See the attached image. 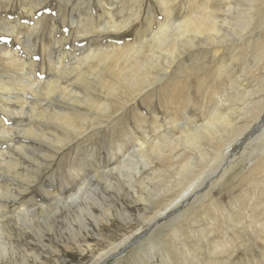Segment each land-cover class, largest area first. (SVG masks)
I'll use <instances>...</instances> for the list:
<instances>
[{"label": "bare ground", "instance_id": "1", "mask_svg": "<svg viewBox=\"0 0 264 264\" xmlns=\"http://www.w3.org/2000/svg\"><path fill=\"white\" fill-rule=\"evenodd\" d=\"M180 1L183 3L175 0V4L180 5V9L182 7L181 13L184 16L181 19V25L176 29L180 34H191L195 40L180 55L172 56V62L166 64L167 67L163 70L162 77H155L153 83L146 79L147 72L134 59L137 52L132 51L129 54L130 60H127L122 68L117 66L116 61L119 60V56L113 55L105 59L102 57L91 68L89 78L71 83V91L81 93L82 97H56L46 89L40 92L43 82L37 81L32 71H26V67L18 63L14 64L12 73L14 77L10 80L20 89L11 92L0 84V110L5 114H10V117L14 116L10 119L15 127L14 130L13 128L8 130L5 128L6 118L0 120V146L2 147L0 149V264H47L50 260L48 253L54 259L55 264H59L58 256L55 257L54 253L49 251V246L58 248L66 244L73 245L83 259L94 260L89 264H100L101 262L104 264L107 259L115 258L120 253H122L121 259L115 260L117 262L115 264L131 256V264H157L164 262V259L169 262V252L179 253L183 250L186 264H198L199 255L210 248V245L207 246L205 242L206 239L217 238L215 227L222 232L221 226L226 227L229 233L220 235L222 241L218 242L215 247L220 252L215 255V258L223 254H228L231 258V254L224 251L231 244L233 250L240 245V252H244L246 242H248L249 255L263 249L264 238L263 242L261 238L264 235V105L259 116L257 110L251 111L256 104L253 101L256 95L249 97L246 90H240L238 93L242 94V100H238V103H241V109L236 112L231 107L225 111L223 107L224 104L227 105L226 102L217 104L216 101L221 94L215 88L207 86L206 95L201 97L202 102L191 106L199 113L202 124L195 125L196 117L191 120H186V117L182 118L186 116L185 113L179 122L172 124L173 127L163 130L160 128L162 135L157 129L153 132V136L148 135V132L144 134L145 130L142 131L143 133L140 132L139 138L137 136L134 138L131 134V138L134 139H128L130 132L127 131L129 134H126L123 131L119 133L121 134L120 140L116 138V132L112 131L114 123L118 124L120 122L118 119L121 117L126 118V114L131 113L129 111L133 107L146 106L148 100L157 98L158 92L171 89L170 83L164 85V82L172 72L176 61L179 60L178 69L172 72L170 81L173 82V75H176L178 81L186 82L184 75L192 76L196 67L203 65L202 61L221 59L222 47L225 48V52H230L232 57H239L242 75L249 74L244 78V86L260 83L259 86L263 90L261 93L264 94L262 81L264 68L261 61L264 60V5L263 11L261 9L264 0H246V8L243 11H239V0H224L223 3H219V0ZM191 3L196 10L193 15H189ZM162 5L170 6L167 11H162L167 12L168 16L171 12L169 9H173L171 8L173 4H170V0H165ZM170 16H172L171 13ZM130 24L131 22L111 24L110 27H103L98 32L104 33L108 32L109 28H124ZM223 26L229 28L230 31L223 33L221 31ZM170 28L161 27L155 35L157 41L167 48L172 46L171 40L176 37L169 30ZM9 46L12 51L13 44ZM245 47H249L247 51ZM196 51L199 53L190 58L188 68L187 63L181 67L186 55ZM248 64L252 66L246 72ZM220 73L221 70L217 68L214 78H219ZM224 80L228 86L235 88L237 79L234 70ZM211 81V85L216 87L214 80ZM197 88L198 90L202 88L200 81ZM126 91L131 95H123ZM210 95H212L211 100ZM236 98L237 95L233 92L225 97L229 101H235ZM11 99H14V102ZM207 103L209 107H206ZM160 104L165 111L172 112L173 116L170 118L173 121L177 120L179 114L187 109L185 104H174L173 107ZM5 105L10 110L13 109L10 106L14 105V110L17 111L9 112ZM136 112L133 115L139 118ZM235 115L234 124L231 119ZM247 117L249 122L256 126L255 134L258 133V135L249 141L242 151V154H246L248 147L257 144V148L250 156L247 176L242 177V181H247L248 184L242 189L245 207L242 209L243 220L241 221L239 210L225 212L223 207L212 198L216 194L215 188L225 182L228 173L233 168L231 166L225 171L223 167L225 161L222 160L221 152L229 144L243 138L251 128V124L245 125ZM156 119L159 118L155 117ZM241 123L244 125L236 129ZM185 129L188 131L187 134ZM175 131L180 134L178 138H174ZM108 134L110 135L108 145L99 146L98 155L91 153L95 150L91 149L90 142L97 143L100 138L102 140V137ZM172 138L173 141H171ZM182 139L186 146L183 152H180L179 143ZM7 142L11 145H7ZM211 142L214 149L210 153L214 155V158L207 160L206 149H209ZM81 149L83 156L78 153ZM88 149L91 151L87 152ZM101 153L106 155V161ZM194 153L199 157L195 166L192 164ZM58 154L63 161H74V165L79 167L77 171L82 173L84 170V172L92 170L93 173L87 176V172L84 174L86 182L82 183L78 189L76 184L74 193H72L74 187L70 186L59 190L54 188L56 186L52 189L44 188L42 195L47 200L46 203L43 202L46 206H37V209L35 207L34 210H29L30 207L28 209L25 204L21 203L18 206L14 205L13 213L9 217L3 215V211L10 209L7 206V200H12V203L19 201V196L30 185L39 181L37 180L38 175L47 170L53 172V163ZM154 156L157 158H153ZM258 156L262 158L252 162ZM88 162L98 166L96 170L91 168ZM160 172L174 174L167 182L171 181L175 189L167 188V192H174L175 197L170 201L153 203L151 196L155 182L152 178ZM67 173L74 172L68 171ZM75 174L77 178L78 173ZM160 175L162 173L158 174ZM79 178L80 176L77 180ZM16 184H18V191L15 192L14 185ZM204 185L211 186L206 193L194 196L189 201V197L202 189ZM228 194L230 193L224 196ZM152 204L155 206L153 211L150 210ZM180 208L182 212L170 221L158 222L164 219L166 213ZM38 213L45 215L40 222L37 221ZM90 220L93 223H90ZM247 221L251 223L252 230L244 225ZM104 227H114L118 230H116L117 233L121 232V235L118 240L115 239L117 243L109 244V250L101 251L94 257L95 249L91 242L102 236L100 232ZM239 230L241 231L240 241ZM109 232L112 234L111 230ZM147 232L150 233L149 236L136 248L118 253L121 249H127L131 244L140 243ZM153 233L165 235V241L171 242L170 246L165 248V252L161 251L158 254L159 260L150 255L148 248V242ZM231 233L232 239H229L228 236ZM136 236L140 238L137 243L133 240ZM186 239H189V242ZM179 242L183 243L181 245L183 249L177 247ZM237 243H239L238 246ZM200 245L202 251L194 255L193 248ZM41 250L44 251L43 254L38 253ZM135 250L138 251L134 252ZM262 254L264 255V251ZM192 258L195 261L190 263ZM215 261L213 260L212 264H220Z\"/></svg>", "mask_w": 264, "mask_h": 264}, {"label": "rangeland", "instance_id": "2", "mask_svg": "<svg viewBox=\"0 0 264 264\" xmlns=\"http://www.w3.org/2000/svg\"><path fill=\"white\" fill-rule=\"evenodd\" d=\"M173 1L174 2L172 3V1L170 0V4H173L171 5V8L173 9H169V12L171 11L170 13L172 16H170L169 12L167 16V12H162L163 10L167 11L168 8H170V6L168 7L162 5L165 0H0V84H3L11 92L20 89V87L12 84L10 80L12 77H14V75L12 74L14 71V64L18 63L22 66H25L26 71H32L31 73L35 79L37 78V81L43 82L40 92H42L43 89H46L50 90V92L56 97H82L81 93L71 91V83L80 79L89 78L91 74V68L96 65L98 63V60L102 57H104L105 59L112 57L113 55L119 56V60H117L116 62L117 66L122 68L125 65L126 61L130 60L129 54L132 51L137 52V54L134 56V59H136L141 67L147 72L146 79H149V81L153 83L155 77H162L163 70L167 67L166 64L172 62V56H174V54L180 55L189 45L193 44L195 40L191 36V34H180L176 29V27H179L181 25V19L184 15L181 13L182 7L180 9V5H176L175 0ZM177 1L183 3V1L180 0ZM192 1L193 0H191V2ZM223 2L224 0H219V3ZM131 3H133V6L131 5ZM263 5L264 1L261 6L262 11ZM212 7L215 8L214 5H212ZM245 8L246 0H239V11H243L245 10ZM194 12H196V10L191 3L189 15H193ZM124 22H131V24L124 28H109L108 32L106 31L104 33L98 32L103 27H110L111 24L119 25ZM164 26L171 27L169 30L173 32V35H176V37L171 40L172 46L170 48H167L164 44L159 43L155 36L160 31L161 27ZM221 31L224 33L230 31V29L223 26ZM10 44H13L12 51H10ZM248 48L249 47H245V50L247 51ZM220 51L221 59H217L215 61L206 59L205 61H202L203 65H198L193 71L192 76L188 77V75H184L185 80H187L186 82L178 81L176 75H173L174 81H170L172 72L178 69L177 65H179V60L178 62L176 61L175 65L172 67V72L169 73L170 76L168 75V78L165 79L164 82V85L170 83L171 89L169 91L158 92L157 98L154 97L152 98V100H148L146 102V106L136 105L132 108V110L129 111L131 113L126 114V118L121 117L120 119H118L120 122L118 124L114 123L115 127L114 125L112 126L114 129L112 131L116 132V138L121 140V134L119 133H123V131L126 134H129L128 132H130V136H128V139H130L132 135H134V138L135 136L139 138L140 132L143 133L145 130L146 131L144 134L148 132V135L150 136H153V132L157 130H159V133H161L162 135L163 129L173 127L172 124L179 122L181 116L185 113L186 116H183L182 118L186 117V120H191V118L193 119L194 117H196L195 125L202 124L199 113H197L196 110H193L191 106L193 104H199V102H202L201 97L206 95L205 89L207 86H210L212 89L215 88L218 93L221 94L220 98L216 101L217 104H220L221 102H223L224 104V101L226 102L227 105L224 104L223 107L225 111L227 110V108L231 107L236 112L241 109V103H238V100H242V94L238 93L240 90H246L249 97L256 95L253 100L256 102V104H254V107L253 109H251V111L257 110V114L259 116L260 112H262L261 108L264 105V94L261 93V91L263 90L259 86L260 83H256L254 85L252 84L251 86H244V78L246 76H249V74L247 73L242 75V67L240 65L239 57H232L231 53L225 52V48L223 47ZM197 53H199V51L189 53V55L187 54V57H185L184 59L185 62L183 63V65H181V67H183L184 64L187 63L188 68L191 62L190 58ZM261 61L264 68V60L262 59ZM251 66V64L247 65L246 72L249 71ZM217 68L221 70V73L220 77L215 79L214 77L217 74ZM232 70H234V75L237 79L235 88H231L230 86H228L226 84V81L224 80V78L229 77V74ZM127 73L130 74L129 71H127ZM262 76V81L264 83V70ZM212 79L214 80V84L216 87H214V85H211ZM199 81L202 84L201 90H198L197 88ZM232 83H234V80H232ZM161 84H163V82ZM257 87L260 88L257 89ZM232 92L233 94L237 95L236 100H226L225 97L230 95ZM224 93L226 94L224 95ZM123 95L130 96L131 93L126 91L125 93H123ZM211 97L212 95H210V100ZM11 101L14 102V99H11ZM160 103L168 107H173L174 104H185L187 105V109L179 114V118L177 120L173 121L170 118V116H173L172 112L165 111V109L161 107L162 105ZM5 107L7 106L5 105ZM206 107H209L208 103ZM10 108L13 109L10 110L7 107V111H13L15 106L11 105ZM146 109H148L149 111H146ZM135 112L136 114L138 113L137 115L140 116L139 118L138 116L135 117L133 115L135 114ZM4 114L5 113L0 110V120L6 118L7 127L5 126V128L8 130L13 128L14 130L15 127H13V123L11 120L14 116L10 117V114ZM155 117H158L159 119L155 120ZM235 117L236 115L231 119V122L234 124ZM137 121L140 123H138ZM152 121H154L156 124ZM141 122L143 124H141ZM161 122H163L164 124ZM125 123L127 127L124 126ZM150 123L152 124L150 125ZM250 124L251 123L249 122L247 117L245 125L247 126ZM241 125H244V123L238 125L236 129ZM132 127L134 128V130ZM255 131L256 126L254 124H251V128L246 132L243 138H241L239 141H235L234 143L229 144L221 152V155L223 154L222 160L225 161L223 163L225 171H227V169L231 166L233 168L228 173L225 182L215 188L216 194L212 198V200H215L219 203V206L223 207L225 212L231 210H239L241 221L243 220L242 209L245 207L242 189H244L248 184L247 181H242V177L247 176V171L250 168V156L252 151L257 148V144L253 145L252 147H248L246 154H242V151L244 146L258 135V133L255 134ZM185 133H188L187 129H185ZM179 136V132L175 131L174 138H178ZM109 138L110 135L108 134L103 136L102 140L100 138L97 143L91 141V149L97 152L99 146H103L105 144L108 145L107 141L109 140ZM171 141H173V138L171 139ZM7 145H11L10 142H7ZM179 145V151L183 152V148L186 146L184 139L181 140ZM204 146L206 148V143L204 144ZM1 148L2 147L0 146V149ZM213 149L214 146L211 142L209 144V149H206L207 160H212L214 158V155L210 153V151H212ZM90 151L91 150L88 149L87 152ZM95 151H91V153H95L94 155H98V152L96 153ZM78 153L83 156L82 149ZM101 154H103V157L105 156L104 158L106 161V155H104V153ZM153 158H157V156H154ZM260 158L262 157L258 156L252 162L257 161ZM59 159L60 154L56 156V161L53 163V172L47 170L38 175L37 180L39 181L36 182V184H32L33 186L30 185L28 189L21 196H19V201H14L13 204L12 200H7V206H9L10 211L5 210L2 212V214L9 217V215L13 213L14 205L18 206L21 205V203L25 204L28 209L30 207L29 210H34L35 207L37 209L39 206H46L44 203H46L47 200L45 199V196L42 195L45 190L44 188L52 189V187L56 186L54 188L59 190L69 188L70 186L74 187V190L72 191V193H74V191H76V187L78 189L80 185H82V183L86 182V176L93 173L92 170L86 171L88 174L84 172L85 170L81 173L77 171L79 170V167H76V165H74V161L72 162L69 160L67 162ZM242 159H245V161H242ZM198 161L199 157L196 153H194V160L192 164L195 166L196 162ZM88 163L87 164L90 167L92 166L91 168L95 170L98 167L96 165H93L92 162ZM80 168L82 169L83 167ZM68 171L74 173H67ZM75 173H78L77 178L80 176V178L83 180H81L80 178L77 180ZM85 173L86 176L84 175ZM160 173H162V175L158 176V174ZM160 173H158L156 177L152 178V180H154L155 182V185L152 187L153 192L151 196L153 203L162 202L165 200L170 201L175 197L174 192H167V188H170V190L175 189L171 181L167 182L169 178L174 174H168L167 172ZM81 174L85 177L81 176ZM47 177H50V179H47ZM73 179L75 181L74 183ZM165 183L166 185L164 186V189L163 185ZM71 184L74 185L72 186ZM38 185H41V188H39ZM210 186L204 185L202 189H200L196 193H193V195L189 197V201L194 196L203 195L204 193H206L209 190ZM14 187L15 192L18 191V184L14 185ZM226 193L230 194L224 196ZM17 194H19V192H17ZM219 194L221 196H218ZM154 207V204H152L150 206V210L153 211ZM181 212L182 208L177 209L173 212L170 211L166 213L164 219L158 222L166 223ZM44 218V214H37L38 222H40L41 219ZM89 222L93 223L92 220H90ZM244 225L252 230L251 223L249 221L244 223ZM221 227L223 228L222 232H220L219 228L215 227L217 238L211 237L209 239H206L205 242L207 246L210 245V248L206 249L201 255H199L198 259L200 261L198 264H209V262L210 264H212L213 260H216L215 262H218L220 264H264V255L262 254V252L264 251V247H262L263 249H259L258 251L250 253L249 255L248 242H246L247 246L244 252H240L239 243H237V246H239L234 250L232 249L231 244L228 249L224 250L231 254V258L228 254H223L221 255V257L215 258V255L220 252L215 249L217 243L222 241V236L220 235L229 233L226 227ZM108 229L112 231L113 235L115 232V235L113 236L112 234H110ZM116 230L117 229H114V227H104V229L100 232L102 236L99 237L98 240L94 239V241L91 242L93 248L95 249L94 257L101 251L105 252L109 250L108 247L110 243L118 242L116 240L119 239L121 232L119 231L117 233L118 230ZM149 234L150 233L147 232L141 241L139 236L133 237V240H136V243L139 241L140 243H138L137 245L131 244L127 249H121L118 253H120L121 251L124 252L125 250L136 248L149 236ZM240 236L241 231L239 230V241ZM228 238L232 239V233L228 236ZM263 238L264 235L261 238L262 242ZM165 240V235H157L155 233L152 234L151 240L148 242V248L150 251V255L154 259L159 260L160 258L158 254L161 251L165 252V248L167 246H170L171 242H166ZM255 240L258 241L257 238H255ZM186 241L189 242V239H186ZM182 244L183 243L179 242L177 247L182 248ZM138 250H135L134 252ZM49 251L54 253L55 257L58 256L59 264H89L90 262L94 261H92L91 259H83L82 257H80L78 255V252L76 251V248L71 244L62 245L58 248L49 246ZM201 251V245L196 246L192 250L194 255L200 254ZM38 253L43 254L44 251L41 250ZM184 254V250L179 253L171 251L168 253L169 262L164 259V262H158L157 264H186V261L183 257ZM48 255L50 260L49 263L47 262V264H55L54 259L50 256L49 253ZM121 256L122 253H120V255L115 258L107 259L104 264H115L117 263L116 261H119L121 259ZM131 257L122 259L119 264H131ZM194 261L192 258L190 260V263H193Z\"/></svg>", "mask_w": 264, "mask_h": 264}]
</instances>
